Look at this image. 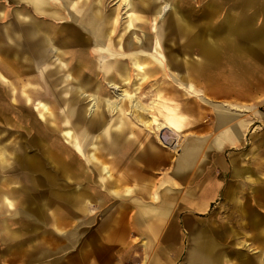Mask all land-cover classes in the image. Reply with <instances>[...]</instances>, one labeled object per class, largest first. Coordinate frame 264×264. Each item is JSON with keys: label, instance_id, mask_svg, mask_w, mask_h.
Listing matches in <instances>:
<instances>
[{"label": "crops", "instance_id": "obj_1", "mask_svg": "<svg viewBox=\"0 0 264 264\" xmlns=\"http://www.w3.org/2000/svg\"><path fill=\"white\" fill-rule=\"evenodd\" d=\"M32 1L0 0V264H261L256 257L259 227L254 222L259 226L264 220L259 205L264 203V166H239L231 156V179L239 181L230 180L223 202L211 214L208 210L219 195L220 181L205 183L194 196L188 182L181 190L167 184L170 179H150L149 169L161 160L156 145L158 140L163 143L157 136L159 129L127 113L129 102L123 112L111 111L105 100L92 110L95 95L100 98L102 89L111 93L113 88L100 72L90 69L92 62L86 67L80 60L95 58L85 46H91L92 28L99 30L102 21L96 11H103L102 15L118 11L117 0L112 9L104 0H47L42 11ZM230 6L221 14V46L211 47L208 35L202 40L193 36L175 7L172 24L180 31L184 28L188 44L199 45L203 55L197 71L204 76L210 75L213 58L221 54L223 64L230 60L238 75L261 78L264 0H231ZM171 20L157 22L164 25ZM139 21L146 23L145 18ZM70 29L75 33H68ZM152 38L149 44L154 51L141 48L140 52H148L142 56L173 59V74L186 77L182 83L191 88L192 57L161 48L163 37L156 41V33ZM56 43L65 50L62 60L69 61L68 69L55 50ZM164 70L161 66L156 75ZM41 81L53 96L52 105L46 98L37 99L36 84ZM21 83L29 85L23 100L14 93ZM168 85L158 81L157 102L162 99L158 93L167 91ZM168 99L163 97L169 103ZM39 101L55 116L49 114L46 120L40 116ZM171 103L180 120L179 132L192 121L178 103ZM22 106L33 107L45 121L41 130L35 115L21 114ZM213 106L219 129L213 147H236L250 119L239 117L221 102ZM63 117L73 128L74 142L66 140L65 130L53 123ZM160 121L164 122L162 116ZM198 139L185 143L174 158L172 180L191 170L203 154V139ZM117 153L116 165L125 171L122 179L113 181L108 160ZM131 170L136 171V181L129 177ZM92 172L93 180L88 179Z\"/></svg>", "mask_w": 264, "mask_h": 264}, {"label": "rangeland", "instance_id": "obj_2", "mask_svg": "<svg viewBox=\"0 0 264 264\" xmlns=\"http://www.w3.org/2000/svg\"><path fill=\"white\" fill-rule=\"evenodd\" d=\"M104 1L107 4L106 7H110L111 9L116 4V0ZM133 1L136 8H134V10L136 12L127 7V0H117V22L115 31L113 32V38L116 40V42L122 40L121 42L125 44L126 41H128L131 32H129L128 27L127 29H125V25L129 21L141 23V21L139 20L145 18L146 23H148L149 27L147 29L139 28L137 32H134L133 35L136 34L143 40L146 36V41L144 40L145 42H139V45H133V49H138L140 54H148V52H140L141 48L145 50L151 49L154 51L153 46H150L149 42H153L154 40V38H152L155 37L154 23L160 17H157L158 14L156 16H153L152 10L154 9V7L152 5L154 3L158 8L161 7V5H163L164 3L169 2L168 4L173 7H170L169 10L165 11L164 20L167 18L171 20L175 7L176 14L192 31L191 33H193V36L195 35L200 40H202L205 36L208 35V40L213 43L211 47L218 45L221 46V14L228 8H231V0ZM223 2L225 4L224 6L221 5ZM113 12L114 11L111 10V14ZM169 14H171L170 17H168ZM169 23L170 24L165 23L164 25H162V23L160 24L159 22L162 28L160 41L163 37L161 48H165L166 50L173 48L181 56L183 54H188V56L192 57V59L194 60V67L190 75V81L193 88H189V86L187 87L182 83L181 78L186 77L179 74H173L175 73L174 71L172 72V67L175 65L173 59H161V66L162 68L165 67L163 75H155L153 76L154 78L149 75L147 78L148 81L141 87L139 92H137L140 97V101L145 104L146 108L140 109L137 107H130V110L134 115L140 116L142 114L140 116L141 118H143V115L149 112L147 119H149L152 114H159L158 109L161 108H156L157 91L155 87L158 81L161 79H163L164 82L169 83V89L167 91H163V94L170 98V104H173L171 102L178 103L181 113L192 122L185 125V127H183V129L177 133L178 135L167 128H164L162 130L161 135L164 139L163 143L158 140L160 144H156L158 146V149L162 151L160 156L161 160L160 163L157 162L154 164V168H151L152 170L149 169L148 175L150 179H170V181L166 183L175 184V186H179L181 190H184L183 186L186 182H188V189L191 193L194 192V196L196 193L197 196L199 195V191H201L202 185H204L205 183L217 180L220 181L221 189L219 195L214 198L211 203V207L208 210V213L211 214L213 210H216L218 208V205L223 202L224 190L230 183V180H232L233 184L239 181V178L231 179V156L236 157V162L239 166H248L253 169L258 166H264V76H261V78H259V76L256 75H238L235 72L236 69L230 65V60H225V64H223L221 60V54L213 58V60L215 61L211 63V72L209 73L210 75L208 77L204 76V74L197 71V66L200 59L199 57L203 55L199 45H196L195 42L188 44L189 36L187 32L185 35L182 31L184 30V28L182 27L181 33L180 29L178 30L177 25L172 24L174 23L172 20ZM105 26L110 27L111 25ZM170 26L172 27L170 28ZM140 29H143L142 34ZM164 31L165 33L163 35ZM135 39L136 38H134V40ZM225 56L229 58L230 52H228V54ZM232 60L233 62H235L234 58ZM146 64L149 65L151 64V62L146 60ZM215 66H217V68H215ZM186 76L188 75L186 74ZM136 77V75H133L132 78L135 80ZM36 85L38 91L37 99H41L42 97L46 98L50 100V103L52 105L54 101L53 96L50 94V90L46 86H44L42 81L40 83L38 82ZM121 86L126 87L127 89H132V87L130 86H125V84L120 85V87ZM28 89V84L21 83L20 88H18L17 91L15 90L14 93L17 95V97L22 96V99L26 96L24 94L29 93ZM9 90L13 93L12 87H10ZM219 102L226 104V106L229 107L230 111L238 113L239 117L250 119V122L245 129V134L242 141L236 147H227L223 150H217L212 145L215 135L219 133V129L216 127V112L213 103ZM20 110L21 114L23 115H35L37 119L38 129H42L40 128V125L44 124L45 121L38 116L37 111L34 110L33 107L22 106ZM57 110H60L59 107H57ZM198 138L203 139V154L200 155V158L191 170L187 171L186 174L179 176V179L178 177H175V180H172V177L174 176H172V162L174 158L182 150V147L185 143L194 142L196 140H199ZM119 158V153L114 154L110 159L108 158L109 168L111 170L113 181H115V179H122L125 171L124 168L116 165L119 161ZM145 172L146 171H143V173ZM96 173L98 175L100 174L99 172ZM86 175L88 174L86 173ZM89 175L90 177L88 178L87 176L86 179L88 178L93 180L91 178V176H93V172ZM135 175L136 171L132 172L131 170V172H129L130 179L134 181H136Z\"/></svg>", "mask_w": 264, "mask_h": 264}, {"label": "bare ground", "instance_id": "obj_3", "mask_svg": "<svg viewBox=\"0 0 264 264\" xmlns=\"http://www.w3.org/2000/svg\"><path fill=\"white\" fill-rule=\"evenodd\" d=\"M46 3H47V0H33L32 1V5L37 10H40V11L46 8ZM168 3L169 2L164 3L163 5H161V7H158V8L155 7L153 16H156L158 14L157 17H160L158 20L164 19L165 11L169 10L170 7H173ZM127 7H129L130 9H134L135 8L134 1L127 0ZM73 10H74L73 13L76 14L75 16H77L78 11L74 7H73ZM96 13L101 15L102 21L100 23L99 30L95 27L92 28L95 31L94 33L95 40L91 42V46L90 47H88L87 45H86L87 47L85 46V48L89 49L91 56L94 55L95 58L89 57V60L87 59L82 60L81 58L83 57H81L80 60L84 62L85 64L84 66L86 67L89 65L88 62L90 63L92 62L93 64H91L92 66L90 69H93V71L95 72L96 71L100 72L101 78L106 80L108 82V85H110L113 88V90L111 91V93H109L107 92L108 90L102 89L100 98L98 95H95L96 100L95 99L94 100L96 103L93 101V105L91 109L96 110L100 108V105H99L100 100H105V105H107L111 111L117 112L121 109L120 111L123 112L124 109L126 108L125 102L126 103L129 102V105L131 108L137 107L140 109L141 108L145 109L146 106L142 101H140V97L137 92H139L143 84H145V82L148 81L147 78L149 75L154 76L156 75V73L160 72L161 65H162V62L161 60H159L158 57H154V59H149L148 61H150L151 64L147 65L146 60L149 57L142 56V54L139 53L138 49L137 50L133 49V45H139V42L143 40L141 39L140 36L136 34L133 35L134 32H137L139 28H143V27L146 28L148 24H146L145 22L138 23L135 21L133 22L129 21L125 25V29H127L128 27L129 32H131V34L129 35L128 41H126V43L123 44L121 42L122 40L115 42V39L113 38V32L115 31L116 22H117V11L113 12L111 15H110L111 12L107 13L106 15H102L101 11L100 12L96 11ZM58 14L62 15L60 12ZM157 21H155L154 23L156 41L160 40V35L162 34L161 33L162 28L160 26L161 22L159 24ZM169 22L168 24H170ZM105 25H109V26L111 25L112 27L111 26L107 27ZM171 27L172 26H170V28ZM74 31H75L74 29H70V32L68 33H72V32L75 33ZM90 31L92 30L89 28V32ZM134 38L136 39L134 40ZM56 44H57V47H55V50L59 52L58 55H61V57L60 56L59 57H60V60L62 61V64L65 65L68 69L69 61L67 64V62H64L62 60L63 59L62 54L64 53L65 50L64 48H61L58 43ZM115 51H119L120 53H116L115 55L113 54L115 53ZM133 75L137 76L135 80L132 78ZM116 78H119L120 79L119 81L125 84V86L132 87V89H127L126 87H122V86L120 87V85L116 82ZM158 96L162 98L161 100H159V102H156V108H161V109H158L159 114H152L149 117V119L141 118L140 116L142 114L140 116L137 115V117L139 118L138 120H140L141 123L147 127L151 126V124L155 125L159 129L157 131V136L163 142L164 139L162 138V135H161L162 130L164 128H167V129H170L175 134H177L178 133L177 129L179 128L180 120L178 118L174 105L168 103L167 100H163V97H165V95L163 94V91L159 92ZM36 108L37 110H40L45 120L47 119V116H49V114L55 116V114L52 111H50L48 105L45 102L39 101L37 103ZM130 112L131 111H127V113H130ZM159 115L163 117L164 122L160 121ZM218 119L221 121L225 120L224 117H221V116ZM59 120L58 118L54 119V122H53L54 125L58 127L61 132L65 130L63 133L65 135L66 140L74 142L76 137H75L73 128L70 126V124L67 121V118L63 117V119L61 118V120L60 121ZM259 205L262 209H264V203L261 202L259 203ZM254 223L257 227H259V231L257 228L255 232L257 231V236L260 239L259 240L260 245H258L259 250L258 252L255 251L257 252L256 257L258 258V260H260L259 262L261 264H264V220H262L261 225L259 224V226L258 224H256V222ZM245 244L247 246L250 245V243L247 241H245Z\"/></svg>", "mask_w": 264, "mask_h": 264}, {"label": "built area", "instance_id": "obj_4", "mask_svg": "<svg viewBox=\"0 0 264 264\" xmlns=\"http://www.w3.org/2000/svg\"><path fill=\"white\" fill-rule=\"evenodd\" d=\"M122 264H127V263H122Z\"/></svg>", "mask_w": 264, "mask_h": 264}]
</instances>
